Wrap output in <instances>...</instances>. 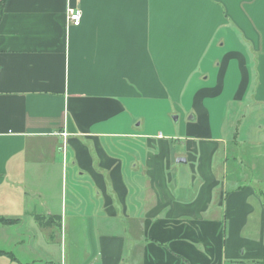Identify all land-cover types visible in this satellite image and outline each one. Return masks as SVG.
<instances>
[{
	"label": "crops",
	"instance_id": "obj_1",
	"mask_svg": "<svg viewBox=\"0 0 264 264\" xmlns=\"http://www.w3.org/2000/svg\"><path fill=\"white\" fill-rule=\"evenodd\" d=\"M2 12L0 264L264 263V0Z\"/></svg>",
	"mask_w": 264,
	"mask_h": 264
},
{
	"label": "rangeland",
	"instance_id": "obj_2",
	"mask_svg": "<svg viewBox=\"0 0 264 264\" xmlns=\"http://www.w3.org/2000/svg\"><path fill=\"white\" fill-rule=\"evenodd\" d=\"M161 130L165 132L164 129ZM253 148L255 149L260 148L253 150V152H260L263 154V156H261L260 158L253 157L248 159L246 158L238 159L237 163L240 165L238 167V171L235 177L243 181L244 184H249L250 182L256 184V196L261 201V204L263 205L264 208V145L263 148L261 147H253ZM241 160H244L246 164H241L240 163Z\"/></svg>",
	"mask_w": 264,
	"mask_h": 264
},
{
	"label": "built area",
	"instance_id": "obj_3",
	"mask_svg": "<svg viewBox=\"0 0 264 264\" xmlns=\"http://www.w3.org/2000/svg\"><path fill=\"white\" fill-rule=\"evenodd\" d=\"M83 13L79 8L67 9V21L71 26L78 27L81 24ZM66 136L65 134L63 135Z\"/></svg>",
	"mask_w": 264,
	"mask_h": 264
},
{
	"label": "trees",
	"instance_id": "obj_4",
	"mask_svg": "<svg viewBox=\"0 0 264 264\" xmlns=\"http://www.w3.org/2000/svg\"><path fill=\"white\" fill-rule=\"evenodd\" d=\"M6 2V0H4L3 2L0 3V20L2 18V8L4 3ZM36 222L41 226V227H50V226H54V225H58V222L55 218H46L43 216H37L36 218Z\"/></svg>",
	"mask_w": 264,
	"mask_h": 264
},
{
	"label": "water",
	"instance_id": "obj_5",
	"mask_svg": "<svg viewBox=\"0 0 264 264\" xmlns=\"http://www.w3.org/2000/svg\"><path fill=\"white\" fill-rule=\"evenodd\" d=\"M4 0H0V3L1 2H3ZM180 162H185V160L184 159H178V163H180Z\"/></svg>",
	"mask_w": 264,
	"mask_h": 264
}]
</instances>
